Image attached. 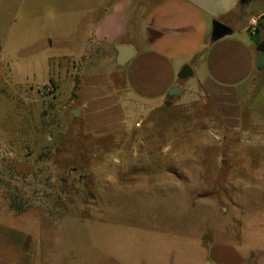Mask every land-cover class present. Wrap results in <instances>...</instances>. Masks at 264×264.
Segmentation results:
<instances>
[{"label":"rangeland","instance_id":"374dc122","mask_svg":"<svg viewBox=\"0 0 264 264\" xmlns=\"http://www.w3.org/2000/svg\"><path fill=\"white\" fill-rule=\"evenodd\" d=\"M86 1L0 0V221L32 264H210L212 241L264 264V72L238 116L187 86L86 132L71 94L116 67L83 53Z\"/></svg>","mask_w":264,"mask_h":264},{"label":"crops","instance_id":"0c3cea01","mask_svg":"<svg viewBox=\"0 0 264 264\" xmlns=\"http://www.w3.org/2000/svg\"><path fill=\"white\" fill-rule=\"evenodd\" d=\"M15 1L20 15L27 0H11ZM71 15L76 21H87L83 53L92 51L116 66L110 73L81 75L77 92L71 94L76 100L71 113L81 109L86 132L103 133L108 115L116 116L111 122L114 129L129 130L131 101L160 107L177 85L182 92L187 86L201 89L225 115L238 116L264 72V67H257L259 44L247 30L251 17L264 16V0L245 4L241 0H88L83 6L72 5ZM215 20L233 32L213 41ZM259 37L264 40V21ZM44 43L48 45L47 39ZM117 44H130L136 50L123 66L116 63ZM80 58L81 71L85 56ZM186 64L193 75L181 79L179 73ZM10 69L13 76L19 72L11 64ZM44 81L26 77L22 82ZM26 235L23 229L0 221V264H32L31 253L24 249ZM207 257L210 264H246L248 260L240 249L220 241L210 242Z\"/></svg>","mask_w":264,"mask_h":264},{"label":"water","instance_id":"95a60500","mask_svg":"<svg viewBox=\"0 0 264 264\" xmlns=\"http://www.w3.org/2000/svg\"><path fill=\"white\" fill-rule=\"evenodd\" d=\"M252 0H241V3L245 4L248 3ZM264 18V16H262ZM233 32V29L228 26L227 24L215 20L213 22V33H212V40L213 41H217L220 38L229 35ZM115 49H116V63L119 66H123L125 65L136 53L135 48L130 45V44H117L115 45ZM257 50L260 52L259 57L257 59V67L258 68H263L264 67V40H262L258 47ZM193 75V69L190 65L186 64L182 67L180 73H179V77L181 79H186L189 76ZM182 92V87L180 85H177L175 87H173L172 89H170L169 91V95L170 97L177 95L179 93ZM169 103H171V101H169ZM81 109L80 108H74L72 110V114L74 115V117H80L81 115Z\"/></svg>","mask_w":264,"mask_h":264},{"label":"built area","instance_id":"2783aa9c","mask_svg":"<svg viewBox=\"0 0 264 264\" xmlns=\"http://www.w3.org/2000/svg\"><path fill=\"white\" fill-rule=\"evenodd\" d=\"M259 27V18L258 17H251L247 30L249 33H251L252 35H255L257 33Z\"/></svg>","mask_w":264,"mask_h":264},{"label":"trees","instance_id":"16d2710c","mask_svg":"<svg viewBox=\"0 0 264 264\" xmlns=\"http://www.w3.org/2000/svg\"><path fill=\"white\" fill-rule=\"evenodd\" d=\"M263 21H264V18L261 17V18L259 19V27H258L257 33H256L255 35H252V36L255 37L254 39H255L256 44H259V42L261 41V38L259 37V32H260V26H261V23H262ZM52 83H53V89H55V87H57V86L55 85L54 81H52Z\"/></svg>","mask_w":264,"mask_h":264}]
</instances>
